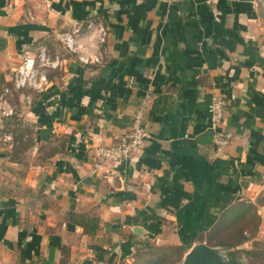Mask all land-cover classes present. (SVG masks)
Here are the masks:
<instances>
[{
  "label": "crops",
  "instance_id": "0c3cea01",
  "mask_svg": "<svg viewBox=\"0 0 264 264\" xmlns=\"http://www.w3.org/2000/svg\"><path fill=\"white\" fill-rule=\"evenodd\" d=\"M253 11L252 0H0L1 85L25 54L45 48L59 61L41 68L42 90L9 102L14 121L0 118V264H133L146 244L202 234L191 248L209 245L236 204L263 219L264 52ZM145 94L149 140L96 171ZM215 97L227 104L218 130L233 136L221 148ZM16 127L29 129V148L2 141ZM91 218L94 236L76 223Z\"/></svg>",
  "mask_w": 264,
  "mask_h": 264
},
{
  "label": "built area",
  "instance_id": "2783aa9c",
  "mask_svg": "<svg viewBox=\"0 0 264 264\" xmlns=\"http://www.w3.org/2000/svg\"><path fill=\"white\" fill-rule=\"evenodd\" d=\"M93 25H90V28ZM100 34L104 35L103 30ZM104 40V37L101 38ZM65 44L70 51L76 52L74 39L70 36L64 37ZM83 62L87 60L80 56ZM58 60H51L45 48L39 49L34 54H25L22 61L14 69L13 82L18 90H42L47 84L48 79L41 68H56ZM227 104L221 97H215L210 105V121L214 131L216 145L221 148L227 145L231 139V133H223L218 130L219 125L225 118ZM149 109V95L140 98L138 106L132 116V124L129 133L119 138L117 142L99 150V158L95 162L94 169L97 171L102 167L110 166L115 163L123 162L132 156L135 150L142 148L150 138V132L146 125V115ZM5 115L12 114V111H5Z\"/></svg>",
  "mask_w": 264,
  "mask_h": 264
},
{
  "label": "rangeland",
  "instance_id": "374dc122",
  "mask_svg": "<svg viewBox=\"0 0 264 264\" xmlns=\"http://www.w3.org/2000/svg\"><path fill=\"white\" fill-rule=\"evenodd\" d=\"M252 6L254 9V20H255V31L253 43L260 48V51L264 52V0H252ZM47 68V67H45ZM0 87H3L0 83ZM27 90H18L14 82L10 84L9 87H3V90L0 91V118H6L10 122L14 121L17 116L12 107L9 105V102H18V93ZM27 102L30 100L27 98ZM13 104V103H12ZM12 111V114L5 115V111ZM18 128V127H16ZM25 132L28 136L25 137L27 143V148L32 144L31 133L27 131L29 129H19L17 130V135ZM7 131V130H6ZM0 135H2L0 133ZM16 135V133H15ZM14 141L10 134L4 136L2 141ZM62 142V141H61ZM24 149V148H21ZM264 216V214H263ZM250 225L246 226V231H248L249 241L247 245L240 249V254L235 255L233 249H229L226 252V256H229V252H232L231 257L235 264H264V218L260 217V224L257 225L255 220H249ZM260 227V228H259ZM179 246L175 245H165V246H156L155 250L146 249L138 250L133 255L134 263L133 264H183L187 252L189 251L188 247L184 249H177ZM246 252H254L256 255H249ZM239 259H237V258Z\"/></svg>",
  "mask_w": 264,
  "mask_h": 264
},
{
  "label": "trees",
  "instance_id": "16d2710c",
  "mask_svg": "<svg viewBox=\"0 0 264 264\" xmlns=\"http://www.w3.org/2000/svg\"><path fill=\"white\" fill-rule=\"evenodd\" d=\"M15 146L20 148H27V143L24 138L20 135H15L14 138ZM258 205L264 206V194L261 199L257 202ZM255 220L257 225L260 224V217L258 215V208L252 203H240L230 208L223 219L215 227L214 231L208 234L207 241L209 245L221 246L224 248L233 249L235 255L240 254V250L237 248L249 241L247 235L246 226L250 225L249 220ZM79 226L85 227L87 233L90 236H94L99 228V219L91 218L89 222L83 221L76 222ZM247 232V233H246ZM204 235L195 236L192 243L188 245L179 246L177 249H184L185 247L190 248L196 240H203ZM156 246L143 245L142 250L152 249L155 250ZM141 250V251H142ZM249 255H254V252H246ZM231 255V254H230ZM256 256V255H254ZM237 258V257H236ZM239 259V258H237Z\"/></svg>",
  "mask_w": 264,
  "mask_h": 264
},
{
  "label": "water",
  "instance_id": "95a60500",
  "mask_svg": "<svg viewBox=\"0 0 264 264\" xmlns=\"http://www.w3.org/2000/svg\"><path fill=\"white\" fill-rule=\"evenodd\" d=\"M183 264H232V262L226 256V251L199 243L186 254Z\"/></svg>",
  "mask_w": 264,
  "mask_h": 264
}]
</instances>
